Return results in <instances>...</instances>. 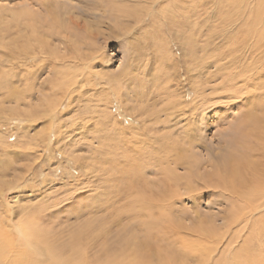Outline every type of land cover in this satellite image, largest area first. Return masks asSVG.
Returning <instances> with one entry per match:
<instances>
[{
    "label": "rangeland",
    "instance_id": "obj_1",
    "mask_svg": "<svg viewBox=\"0 0 264 264\" xmlns=\"http://www.w3.org/2000/svg\"><path fill=\"white\" fill-rule=\"evenodd\" d=\"M157 1L0 0V238L13 249L24 237L67 238L88 221L95 229L108 219L112 233L142 227L119 210L140 166L161 179L156 160L175 167L184 153L169 151L176 142L209 179L247 102L261 100L243 82L232 89L238 95L228 93L216 74L264 45V0ZM168 182L162 204L178 224L169 237L152 229L154 245L200 244L210 248L209 264H264V207L197 181L196 192ZM193 228L207 236L189 237Z\"/></svg>",
    "mask_w": 264,
    "mask_h": 264
},
{
    "label": "bare ground",
    "instance_id": "obj_2",
    "mask_svg": "<svg viewBox=\"0 0 264 264\" xmlns=\"http://www.w3.org/2000/svg\"><path fill=\"white\" fill-rule=\"evenodd\" d=\"M260 34V36L263 38L264 32H260ZM258 36L256 38H258ZM260 43L262 42L260 41ZM257 44L254 48L250 47L248 52L246 51L239 56L233 57V59L237 61L238 66L231 68L234 62H232V64H228V61H225L223 67L221 66L222 70L218 69V74H216L218 78L222 79L224 84V87L220 84L221 87L224 89L227 88L228 93L231 92L230 94L238 95L234 93L232 89L235 88V85H240V82H243V87H245L244 90L249 92H252L253 90L257 93L260 92L263 95H261V100L259 99L258 103H253L252 100L247 102V110L244 111L246 113L241 116V119H238L239 121L237 122V127L233 129L237 134L232 136L233 140L232 142L230 141L232 146L230 147L228 144L230 151L227 150L222 154L220 159H216L215 163L212 165L215 166V171L209 173V179L205 178L204 174H202V171H200L201 168H199V166H202L199 165L197 167L198 161L195 162L194 160L198 159L196 157L193 158V156L189 155V153H186L184 149L174 145L176 143L174 141H172L174 144H169V151L170 149L174 150V148H179L182 152H184L180 156L176 157L175 160H173L175 167L170 165L163 167L162 165L165 164L164 161L162 159H157L156 163L158 165L155 167V169L162 173L161 179L157 181L154 179H148L145 175L146 166L144 165L140 166L138 174L134 176V186H132V188L129 190L131 191L130 194L128 192V194H125L126 200L128 199V203L123 205L122 209L119 210L127 212V215L131 214L130 216L134 217L136 223L139 222L138 224L142 225V227L136 226L137 229H146V235H140L139 231L135 227H132V225H127L123 227L122 230H117L115 233H112L113 229H109L106 225L111 221L106 219L99 221L96 220L97 223L95 222V229L93 227L94 221L93 224L88 221L87 223H84L85 226H88L87 230H79V232H75L73 235L71 234L67 238L40 236L39 238L24 237L26 243L17 245L16 249H13L15 242L11 241V239L8 237H4L0 238V264H191V262H195V260L199 261L198 263L209 264V260L208 262L205 261L206 263L204 262V256L205 259L208 257L206 253L210 254V248L201 246L200 244H196L195 246V244L191 245L185 241H181L180 249L173 244L162 249L161 246L158 247V245H154L151 239H149V236L152 234V229H158L160 231V233L158 232L159 235L156 237H169L168 234L174 235L173 232L175 226L178 224V222H173V219H171L172 213L170 211L172 208L170 209V204H162L165 202V199H170L169 195L167 196L164 194V182V186H166V183L171 181L173 182H170V185L172 186L173 184H177V182L181 179L187 183L185 187L188 192H196L197 189L195 181H197L201 187L209 186L214 191L218 190L220 193L228 194L231 197H241L240 200H242L244 205H247L250 209L264 207V54L262 52V49L264 50V45ZM235 53L236 52L230 53L227 56L231 57ZM77 66L79 67V65ZM80 66L83 67L82 65ZM237 88L239 87H236V89ZM238 91L239 90L236 92ZM242 92L240 93L242 94ZM247 94L245 96H247ZM245 98L246 97L243 98L244 101H246ZM176 114L178 113L176 112ZM181 115L183 114H180V116ZM195 115L199 116L197 114H194V116ZM128 116V114H124L125 119H128ZM174 119H176V117ZM164 135L167 137L166 133ZM169 137L172 140L171 136ZM190 160L194 162H191L193 165L190 164ZM180 165L188 167V169L191 171L187 175H180L176 170L177 166L180 167ZM213 179H215V181L211 182ZM174 195L176 196V193H174ZM107 196H111L110 198L112 200L116 197L114 192H109V195ZM245 202L249 203V205ZM97 207L98 208L95 209L96 211L104 209L103 206ZM87 209L85 208L82 211L86 212ZM85 214L87 215V213ZM230 214L232 215L233 212L231 211ZM116 217L119 219L117 215ZM143 219L149 220L143 221ZM168 219L172 221H169ZM115 220L118 224L122 223L120 219L119 221L117 219ZM128 231L129 233H127ZM188 231L193 232L189 234V237H200L199 235H196L195 232L202 234L203 237L207 236V234L202 230L198 231L194 230L193 228L187 230V232ZM47 234L50 233L48 232ZM216 234L219 233L216 232ZM19 238L21 239L23 237ZM192 246H194L193 249H191ZM211 264L214 263L211 262Z\"/></svg>",
    "mask_w": 264,
    "mask_h": 264
}]
</instances>
